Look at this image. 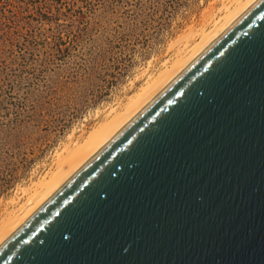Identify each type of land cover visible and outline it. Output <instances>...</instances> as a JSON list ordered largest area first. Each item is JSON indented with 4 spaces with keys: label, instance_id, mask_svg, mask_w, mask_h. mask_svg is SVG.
Returning <instances> with one entry per match:
<instances>
[{
    "label": "water",
    "instance_id": "1",
    "mask_svg": "<svg viewBox=\"0 0 264 264\" xmlns=\"http://www.w3.org/2000/svg\"><path fill=\"white\" fill-rule=\"evenodd\" d=\"M0 264H264V0L59 187Z\"/></svg>",
    "mask_w": 264,
    "mask_h": 264
},
{
    "label": "rangeland",
    "instance_id": "2",
    "mask_svg": "<svg viewBox=\"0 0 264 264\" xmlns=\"http://www.w3.org/2000/svg\"><path fill=\"white\" fill-rule=\"evenodd\" d=\"M226 1L0 0V220Z\"/></svg>",
    "mask_w": 264,
    "mask_h": 264
},
{
    "label": "bare ground",
    "instance_id": "3",
    "mask_svg": "<svg viewBox=\"0 0 264 264\" xmlns=\"http://www.w3.org/2000/svg\"><path fill=\"white\" fill-rule=\"evenodd\" d=\"M258 0H229L218 18H213L209 29L190 32L179 39L175 60L165 64L158 76L150 77L146 84L131 95L122 109H113L110 117L102 122L82 142L69 150L66 156H59L56 169L46 178L24 189L26 200L17 208L7 212L0 220V246L88 159H90L107 141L173 81L239 17H241ZM210 21V20H209ZM208 27V26H207ZM198 36V39H191ZM196 38V37H195ZM177 45V46H178ZM151 76V75H150ZM68 165V169L65 168ZM66 165V166H67Z\"/></svg>",
    "mask_w": 264,
    "mask_h": 264
}]
</instances>
